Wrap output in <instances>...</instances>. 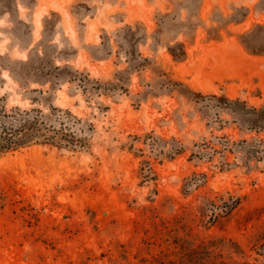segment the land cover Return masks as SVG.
Instances as JSON below:
<instances>
[{
    "label": "rangeland",
    "instance_id": "374dc122",
    "mask_svg": "<svg viewBox=\"0 0 264 264\" xmlns=\"http://www.w3.org/2000/svg\"><path fill=\"white\" fill-rule=\"evenodd\" d=\"M210 96L264 107V0H0V107L83 143L0 155V264H264V131Z\"/></svg>",
    "mask_w": 264,
    "mask_h": 264
},
{
    "label": "trees",
    "instance_id": "16d2710c",
    "mask_svg": "<svg viewBox=\"0 0 264 264\" xmlns=\"http://www.w3.org/2000/svg\"><path fill=\"white\" fill-rule=\"evenodd\" d=\"M209 99L213 103H209L210 107L226 111L235 120L244 124L247 131H264V107L260 109L248 107L243 101L229 100L225 97L210 96ZM38 143L63 146L83 145L80 140L76 139L72 133L66 132L63 127L55 129L48 126L40 112L33 114L12 110L8 113L0 107V155ZM241 143L244 144L245 141ZM262 152L255 147H249L245 151V156L259 159L262 158Z\"/></svg>",
    "mask_w": 264,
    "mask_h": 264
}]
</instances>
